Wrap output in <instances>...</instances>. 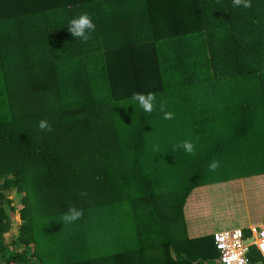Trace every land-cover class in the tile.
Here are the masks:
<instances>
[{
  "label": "trees",
  "instance_id": "1",
  "mask_svg": "<svg viewBox=\"0 0 264 264\" xmlns=\"http://www.w3.org/2000/svg\"><path fill=\"white\" fill-rule=\"evenodd\" d=\"M250 4L0 0V264H218L214 232L189 238L182 208L264 173V0ZM81 13L86 42L68 31ZM149 92L152 113L131 100ZM71 206L83 215L66 223Z\"/></svg>",
  "mask_w": 264,
  "mask_h": 264
},
{
  "label": "crops",
  "instance_id": "2",
  "mask_svg": "<svg viewBox=\"0 0 264 264\" xmlns=\"http://www.w3.org/2000/svg\"><path fill=\"white\" fill-rule=\"evenodd\" d=\"M237 180H240V182H233ZM253 180H257V183L253 182ZM214 185L215 191L220 196V199L218 202H211L208 206L202 208L204 209V212L201 211L200 216L203 217V219H201L199 224L192 222V227H190L189 230L190 238H197L213 233V229L211 230V227L214 222L212 223V220L215 221L217 218L221 217L216 213V210H218V206L227 204V201L225 202L224 200H228L229 197H226L224 200L221 198L222 191L220 190V185L229 186V190H237L239 192L238 201L236 204H233L235 208H230L231 211L236 214L234 218H231V224L235 225L233 228H241L249 231V229L253 226L264 227V173L252 174L242 178L233 179L231 181L229 180L224 183L220 182L216 184L204 185L196 189H204L206 186L209 189L210 186ZM192 192L186 198L187 201L185 200L184 203V206H186V203L188 204V209H192L194 206L200 205L193 201V197L191 196ZM224 194H226L225 191ZM197 195L194 196V198L196 197L197 199ZM203 196L204 194L202 195V198ZM189 199L192 200L188 202ZM213 213L215 215H212ZM209 217H211L212 220ZM194 218H197L196 215L193 216V219Z\"/></svg>",
  "mask_w": 264,
  "mask_h": 264
},
{
  "label": "rangeland",
  "instance_id": "3",
  "mask_svg": "<svg viewBox=\"0 0 264 264\" xmlns=\"http://www.w3.org/2000/svg\"><path fill=\"white\" fill-rule=\"evenodd\" d=\"M163 176V180H170V179H164V177H170V174L163 172L162 174H159V177ZM231 181V180H230ZM252 181V180H251ZM233 182H240V180L237 181H233ZM253 182L257 183V180H253ZM224 183V182H222ZM230 183V182H229ZM220 190L221 192V198L224 200L226 197H228V200L225 199L224 201H227V204L223 205V206H218V210H216V213L219 214L221 217L217 218L215 221L212 220L211 217H209L212 220V223L214 222V224H212L211 230L213 229V232H217V231H224V230H230L233 229V227L235 226L232 223L231 218H234L236 216V214L231 211V207L235 208V206H233V204H236L239 198V192L236 191H231L229 190V186H225V185H220ZM260 187V186H259ZM193 191V190H192ZM191 191V192H192ZM224 191L226 192V194H224ZM198 194V195H197ZM204 194L203 198L202 195ZM198 196V198L196 199V197L194 198V196ZM191 196L193 197V201L196 202L197 204H200L199 206L196 205L194 206L192 209H188V204L186 203V206H183L182 208V216L184 219V226L186 228V234L189 237V230L190 227H192V222L193 223H197L199 224L201 222V219H203V217H201V211L204 212V207L208 206L211 202H218L220 199V196L217 194V192L215 191V185L214 186H210L209 189L206 186L204 189H196L192 192ZM7 200L11 201V205L10 207L15 208V212L14 213H10L11 215V219H10V223H9V230L6 232V234L4 235V240L5 243L7 245H9V243H11L12 239L15 238V236L17 235L18 232V227L20 224V220H19V216L17 213V210L19 209V199L17 198V196L14 195V192L12 193H7ZM189 199L188 202H190ZM187 201V199H186ZM9 205L7 206L4 205V209L7 211L9 208ZM197 218L193 219V216H195ZM212 215H215L214 213ZM190 238V237H189ZM252 254H256V251L254 248L251 249ZM251 254V257H252ZM211 264H217V262H212ZM219 264V262H218Z\"/></svg>",
  "mask_w": 264,
  "mask_h": 264
},
{
  "label": "clouds",
  "instance_id": "4",
  "mask_svg": "<svg viewBox=\"0 0 264 264\" xmlns=\"http://www.w3.org/2000/svg\"><path fill=\"white\" fill-rule=\"evenodd\" d=\"M234 6H242L244 8L251 7L250 0H233ZM95 24L93 23L91 17L87 13H81L78 16L74 17L69 22V28L68 31L71 33L73 37H79L83 41H87L90 38V33L95 31ZM132 102H135L140 108H142L147 113H152L154 110V107L156 106V96L154 93H133ZM160 111L164 112V119H172L173 113L164 111L165 104L162 102L159 106ZM38 127L41 131H51V126L46 120H41L38 122ZM177 147L182 148L185 152L192 154L194 152V144L189 141H181ZM218 167V162L213 161L209 165L210 170H215ZM81 195H85L84 193H81ZM83 215L82 210L77 209L75 206L69 207L68 211L62 216V220L66 223L75 222ZM255 227V226H253ZM252 228V227H251ZM251 228L247 232V236L249 235V239L251 241ZM257 229L264 228V227H255ZM235 229V228H233ZM241 229V228H238ZM232 230V229H230ZM242 230V229H241ZM215 233V232H214ZM254 248L256 253L259 255V257L262 259V263L264 264V258L260 251L257 250L256 246H252L251 249ZM261 251L264 252V244L261 245ZM235 259V257H234ZM219 262V259H218ZM219 264H221L219 262ZM240 264H244L243 260H240ZM249 264H258V263H250Z\"/></svg>",
  "mask_w": 264,
  "mask_h": 264
},
{
  "label": "built area",
  "instance_id": "5",
  "mask_svg": "<svg viewBox=\"0 0 264 264\" xmlns=\"http://www.w3.org/2000/svg\"><path fill=\"white\" fill-rule=\"evenodd\" d=\"M251 241L246 239L241 229L217 231L213 234L214 243L219 252V262L221 264H249L248 254L251 247L256 246L264 258L261 245L264 244V228H251ZM235 257V259H234Z\"/></svg>",
  "mask_w": 264,
  "mask_h": 264
}]
</instances>
